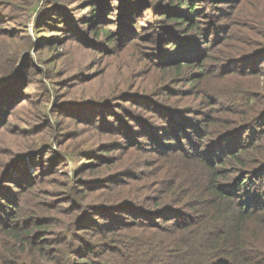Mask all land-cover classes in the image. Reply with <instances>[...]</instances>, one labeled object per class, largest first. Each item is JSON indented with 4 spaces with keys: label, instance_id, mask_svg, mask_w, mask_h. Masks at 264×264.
Returning a JSON list of instances; mask_svg holds the SVG:
<instances>
[{
    "label": "rangeland",
    "instance_id": "rangeland-1",
    "mask_svg": "<svg viewBox=\"0 0 264 264\" xmlns=\"http://www.w3.org/2000/svg\"><path fill=\"white\" fill-rule=\"evenodd\" d=\"M7 1L0 4V71L12 70L11 60H5L11 53L12 59L18 58L17 69H14L18 76L0 91V173L9 163L10 176L9 182H0L12 193L20 194L22 189L15 184L34 181L37 174H30L35 166L28 156L25 164L18 163L15 168L14 162H10L14 155L39 146L49 147L52 151L45 156L46 180L42 183L45 193L40 198L23 194L25 202L28 199L26 204L36 210L34 213L30 208L35 217L28 220V225H33L32 230L38 223L43 226L34 237H43L50 244L40 250L34 248L32 251L36 253L25 257L40 256L41 262L47 264L55 255V248L68 247L64 237L68 231L71 233L68 222L79 209L77 203L100 204L101 195L108 197L112 192L113 185L106 188L94 183L82 194H76L72 201L70 193L66 192L71 170L65 168L64 175L63 170L60 171L63 169L61 164L55 169L53 162L49 167L52 157L62 160L67 155L77 159L81 179L108 177L120 169H132L135 176L129 178V175L118 174L114 177L122 180L116 183L121 184L116 186L119 194L138 196L145 205H151L159 196L179 202L188 197L192 199V194L205 188H201V184L207 182V177L198 171L210 170L208 155H211V148L221 157L232 151L237 153L241 163L230 156L221 160L226 172L221 176L222 182H218L220 187L224 186L238 207L249 205L243 200L252 198L253 187L260 186L264 190V116L258 121L259 125L252 123L245 129L239 126L235 130L236 122L232 117L241 116V110L223 107L221 103L226 101L216 98L212 92V84L237 87L249 83L254 91L264 94V48L260 47L264 45V0H32L27 8L25 0H12L17 6L20 4L18 10L24 11L23 15H18L17 9L14 10ZM41 4L48 8L39 16ZM175 16H182L192 24L176 25L172 21ZM66 23L71 26L72 40L66 36ZM93 24L96 29L104 25L109 27L114 39H92L94 35L90 28ZM192 25L195 26L186 30ZM125 30L132 33L125 34ZM175 37L183 41L178 53L170 47L171 39ZM215 39L219 40L212 43ZM226 55L234 59L230 61L232 68L229 69L242 68L244 74L234 75L229 70L220 74L207 73L201 83L200 80L190 82L192 74L201 65L197 60L205 56L204 65H211L213 61L221 62V57ZM176 58L183 60L180 63L185 68L183 75L173 76L170 72L167 75L163 67L172 70L174 67L169 65H175L171 62ZM195 61L188 64L192 67L185 65ZM2 73L0 79L6 75ZM169 77L172 83L168 86L172 88L168 90L169 95H165L163 83ZM205 79L210 81L204 83ZM263 103L256 105L254 101L250 105L259 109ZM178 105L184 107L182 117H187L185 122L177 117L170 119L172 115H179L175 110ZM189 112L194 116H189ZM142 120L152 121L150 125L159 132L154 133ZM122 126L129 130L134 128V133L127 138ZM176 128L183 129V133L194 131V135L189 136L194 142L184 146L195 159L180 153L184 151L178 145L185 139L178 138L182 131L168 138L166 144L173 143L174 147L165 144V134L160 135L161 131L165 133ZM223 132H226L225 136H221ZM134 139L143 144L137 148ZM154 139L162 142L159 150L170 151L168 155L158 152L156 146L159 145L151 141ZM193 144L197 145L194 151L190 147ZM205 151L208 155L204 159L208 163L203 164L201 158ZM78 155L82 156L78 158ZM126 181L130 184H123ZM158 181L161 182L158 184ZM238 184L240 188L236 190ZM181 187H187V196L179 191ZM206 189L204 195L208 197ZM240 190L243 192L236 199L241 200L235 201L236 192ZM1 193L3 197L12 198L6 188ZM47 200L68 208V214L54 208L44 211L37 202ZM254 200L258 203L251 201L249 205L257 211L254 217L264 220V207L260 206L257 196ZM71 202L75 203L74 210ZM24 211L22 209L21 213ZM247 223L251 230L258 231V236L264 237V227L257 219ZM127 228L140 234V228L134 224ZM248 228L243 222L245 233H250ZM75 231L86 233L85 237L92 240L88 235L94 227L81 229L77 226ZM72 243L70 251L80 246L79 240L74 239ZM248 248V252H252L255 247ZM261 252L254 251L255 258L264 257ZM9 259L13 264H21L16 258ZM238 264L243 263L239 261Z\"/></svg>",
    "mask_w": 264,
    "mask_h": 264
},
{
    "label": "trees",
    "instance_id": "trees-1",
    "mask_svg": "<svg viewBox=\"0 0 264 264\" xmlns=\"http://www.w3.org/2000/svg\"><path fill=\"white\" fill-rule=\"evenodd\" d=\"M3 2H5V0H0V4ZM7 2L12 4L10 6H12L14 10L17 9L16 12L18 15L24 14V11L21 13V11L18 10L20 4L17 6L12 0H8ZM31 3L32 0H25V4H27L25 7L27 8ZM42 4L38 9L39 16L48 8L45 6L42 7ZM176 4L179 3L177 2ZM176 6L179 8V5ZM91 21H94V19L91 18ZM172 21H174L176 25H181L185 22H189V25L192 24L189 20H184L182 16H175L172 18ZM93 26L94 24L90 28L94 35L92 39L97 37H108V41L114 39V35L112 36L109 27L104 25L102 28L98 27L96 29ZM194 26L195 25L186 27V30H190ZM70 27L71 26L66 23V28L68 29L66 36L72 40L74 37L71 36L72 32H70ZM124 32L125 34L132 33L131 30H125ZM120 35H122V33ZM124 39L126 38L124 37ZM171 40L170 47H172L174 49L173 51L176 53L177 49L183 46V41L179 37H175ZM218 40L219 39H215L212 43ZM189 41L193 42V40ZM223 44L226 45L227 43L224 41ZM260 47L264 48V45L261 44ZM12 57L13 55L10 53L5 58V60L8 59V62L11 60L9 66L13 67L12 70L6 72L0 71V74L3 72L2 75L6 73V75L3 76L4 78L0 79V82L4 81L0 84V91L8 87L10 81L13 80L15 76H18V72H14V69H17L16 59L18 58L12 59ZM197 59L198 58H196V60ZM204 59L205 56L197 60L201 65L199 70H195L196 72L192 74L194 76L191 78L190 82L200 80L201 83L202 77L207 73L214 74L219 72L220 74L228 72L229 70V72L234 75L244 74V69L242 68H238L237 70H233L235 68L229 69L232 68L230 61L234 60L233 56L226 55L225 57H221V62L213 61L214 63L211 65H204ZM185 61H191V59H185ZM197 61L186 62L185 65L196 63ZM182 62V58H176L171 62L176 64L169 65L174 67L172 70H167L164 67L162 70L164 73H167V75L169 74L168 72H170L173 73V76H182L185 69L183 68L184 65L180 64ZM157 65L160 66L158 63ZM188 67L192 66L188 65ZM170 79L171 77L166 78L163 83L165 95H169L168 90L172 88L168 86L169 83H172ZM209 81V79H205L204 83H208ZM246 84L248 85L241 84L237 87L233 84H212V92L215 97L222 98L226 101V103H221L223 107L241 110V116L235 117L233 115L232 117V121L236 122V125L233 127L235 130L239 126V128L245 129L252 123L259 125L260 122L258 121L262 120L264 116L263 105H261L259 109L250 105L251 102L254 101L256 105H258V103H263L264 94L258 93V90L254 91L253 86H250L249 83ZM127 99L128 98L125 100ZM12 103H15L13 99ZM216 105L220 107V104ZM172 107L173 106H171L170 109ZM1 110L2 108L0 107V112ZM175 110H177L179 115H172L170 119L172 120L173 117H177L182 119L181 122H185L186 120L184 118L187 117H182V115L185 114L182 112L184 111V107L178 105L175 107ZM188 115L194 116L192 112H189ZM142 121L145 122L148 127H151L154 133L157 131L159 132V130L154 129L150 125L152 121ZM180 128L186 127L180 126ZM180 128L165 133L161 131L160 135L165 134V144L168 138H171V135L174 136L175 132L178 133L183 130ZM134 130V128H131L130 130L124 129L123 131L126 137L129 138V136L134 133ZM183 131L178 137L181 139L185 138L178 143V145L184 149V151L180 153L183 154V157L195 159L193 157L194 155L189 153V149L184 146L185 143L194 142L193 137H189L194 135V131L190 133H183ZM225 133L226 132L220 134L223 136ZM134 141H136L137 148L143 144L142 141H137L136 139H134ZM151 141L152 144L156 143V145H159L156 146L157 149L162 145V142H159V140L154 139ZM167 146L174 147L175 145L172 143ZM196 146V144H193L190 147H192L194 151L196 150ZM199 149L201 150L202 147ZM48 152L52 154L49 147L40 148L39 146L25 150L22 154L14 155V158L10 162H14L15 168H18V163L25 164L28 156L35 166L30 174L33 176L37 174V178L34 181H30L24 185L15 184V186H19L20 189H22L20 194L12 193L6 185L5 187L3 186L4 183L0 182V264H13L9 261V258H16L21 261V264H43L41 262L42 257L40 256L31 257L29 255L25 257L28 254H35L36 252L32 251L34 248L40 250L44 246H48L50 242L49 240H44L43 237H38L37 239L34 237L36 231L41 230L43 226L38 223L35 229L32 230L33 225H28V220L31 219V217H35V214H33L30 208L34 213H36V210L26 204L28 199H26L25 202L23 194L27 193L31 194L33 198H40L41 194L45 193V188H43L42 183L46 180L45 156ZM158 152L163 155H168L170 151L158 149ZM261 153H263V151H261L260 154ZM210 154L211 155H208L207 151H205V155L201 158L204 160L203 164L208 163L206 159H204V157L208 155L209 165L211 166L210 170H205V172L198 171V173H203L204 178L207 177V182H202L201 188L205 187L204 190L207 188L206 192L208 193V197L204 195V190H197V192L191 195L192 199L188 197L189 199L183 202L160 199L159 196L155 197V202L151 205H145L144 201L139 199L138 196L119 194L120 192L116 186L118 185V187H120L121 184L116 183H120L122 180H115L114 177L118 174L129 175V178L135 176V172L132 169H120L118 172L110 173L108 177L90 176L89 179H81L78 175L81 169L77 159H70L67 155L64 156L62 160H56L52 157L49 167L53 162L56 163L55 169L61 164L63 169L60 171L63 170L64 175L66 174L65 168L66 170H71L69 174L70 179L66 183V192L70 193L72 201L76 199V194H82L87 186L93 185L94 183H100L106 188L109 185H113V188L108 197L101 195L102 202L100 204L93 202L88 204L77 203L79 209H76L77 212L73 213V219L68 222L71 233L68 231L69 234H66V238L64 237L66 246L68 247L67 249L55 248V255L53 258L48 259L47 264H238L239 261H242L243 264H262L261 261L264 262V257L255 258L254 251H262L261 255L264 256V237L258 236V231L251 230L247 222L251 219H257V223L261 225V227H264L263 218L254 217V212L257 214V211L249 206L251 205V201L255 204L258 203L254 200L257 196V198L260 199V206L264 207V205H262L264 200L261 199L264 197V190H262L260 186L256 188L253 187V192L251 193L252 198L243 200L249 205L238 207L235 204L236 202L232 200V196L227 194L224 186L221 188L218 183L222 182L221 176L226 172V167H222L224 163L221 160H225V156L237 158V153L227 151L222 154L223 157H221V155H217L215 149L211 148ZM80 156L82 155H78L77 157L79 158ZM95 156L97 157V155ZM99 158L107 160L105 156H100ZM196 159L200 158L197 157ZM237 161L239 164L241 163V159L237 158ZM8 164L0 173V181H10L8 179L10 178L9 171L7 170ZM166 180L167 179L164 181ZM160 182L161 181H158L157 183L159 184ZM123 184L130 183L126 181L123 182ZM3 188H6V191H8V194L12 197L11 199L6 196L3 197V193H1V191L3 192ZM89 188L91 187L89 186ZM131 188L133 189L132 184ZM239 188L238 184L235 189L237 190ZM180 190L185 192L184 196L189 194L187 187H181L179 191ZM241 192H243V190L236 192L235 201L241 200L236 199ZM12 195H14L15 198H13ZM59 203L64 204L66 201H59ZM71 203L73 207L72 210H74V208H76L74 207L75 203ZM37 204L44 211H50L54 208V210L59 212L66 211V214H68V208H61L56 202L47 200L43 201V203L38 201ZM53 205L55 206L53 207ZM22 209H25L23 212L25 214L21 213ZM72 210H70V212H72ZM96 218L101 219L98 220ZM243 222L249 227L250 233H245ZM132 224L140 228V234H134L133 232L135 230L130 231V229L127 228ZM91 225H93L94 231H90L88 236L92 238V240L85 237L86 233L75 231V227L77 226L78 228L84 229L87 227L90 228ZM74 239L80 241V246L70 251V248L73 247L72 242ZM247 246H254L255 248H253L252 252H248L250 249H247ZM70 254L78 256V258ZM25 258H27V260Z\"/></svg>",
    "mask_w": 264,
    "mask_h": 264
}]
</instances>
